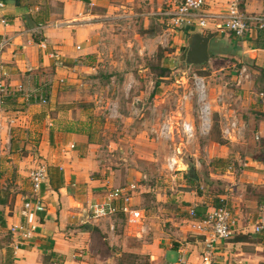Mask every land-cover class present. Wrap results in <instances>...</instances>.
Wrapping results in <instances>:
<instances>
[{"label":"crops","instance_id":"obj_1","mask_svg":"<svg viewBox=\"0 0 264 264\" xmlns=\"http://www.w3.org/2000/svg\"><path fill=\"white\" fill-rule=\"evenodd\" d=\"M0 2L3 4L0 6V38L7 40L0 62V84L4 95L7 97V94L17 90L20 95L14 94L16 102H30V106L46 105L25 96L26 89L45 84L44 87L49 89L48 102L60 103L51 116L49 113L45 114V122L41 128L34 125L23 126L28 115H24L18 108L8 110V102L1 108L0 183L7 180L13 185L21 184V175H24L28 178V185H17L15 189L0 186V190L3 189L0 191V199L4 200L0 201V264H107L114 254L118 256L121 252L116 250L113 253L107 246L111 242L106 244V237L101 235L108 232L113 239L118 238L115 228L119 227L118 220L125 223V219L121 215L89 219L88 205L108 188L131 182L139 185L133 197L134 204H138L148 191L154 189L144 184L141 176L148 174L146 169H152V172L163 169L165 163L152 153H143L139 158L129 160L123 150L125 146H119V154L109 152L103 155L101 150L105 144L108 149L117 148L125 139L108 140L106 143L92 130L93 122L81 124L80 121L88 116L93 118L96 111L104 108L102 103L109 105L110 99L100 94L101 80L105 73H111L115 69L122 72L124 83L128 81L126 84L134 89L133 102L136 101L138 105L140 117L145 109L157 117L156 110L164 107L165 102L164 98L157 100V88L162 76L157 74L154 80L148 81L152 85V91L146 96L142 86L138 87L140 80L128 68L131 59L135 60L137 55L145 54L147 47H152L149 44L151 39L145 33L141 35L136 32L133 40L130 27L131 20L138 18L142 21V27L147 29L150 18L160 11L158 7L154 10L151 6L166 3L168 7L172 0ZM206 3L210 10L224 11L226 0H206ZM243 8L248 12L264 13V0H246ZM194 32L206 34L209 31ZM185 35L188 37L190 34ZM255 35V32H251L249 37L239 39L227 32L215 34L220 38L208 51L207 62L210 67L231 64V60L219 58L229 56L232 51L230 47L221 50L217 46L218 43L226 41L239 47L233 51L236 55L234 57L239 58L237 64L249 61L254 66L252 71L247 63L252 71V78L264 73V48L256 46ZM43 40L45 48L40 46ZM211 53L219 57H213ZM234 64L231 66L234 67ZM143 68L139 77L144 78L146 67L143 65ZM220 69L222 68L214 71ZM44 71H50L53 75L45 79ZM110 78L113 79L114 75ZM30 83L32 86H29ZM109 85L110 83L107 87ZM58 88L64 91L56 96L55 91ZM248 88L255 90L253 87ZM248 88L246 86L242 91L241 109L254 106L253 109L264 110V104L256 103L257 99ZM150 96L154 97V104L146 106V97ZM119 115L121 117L120 113ZM184 116L195 121L188 112ZM251 120L256 131L264 136V119H255L252 116ZM157 122L156 119V125ZM21 133L25 135L17 140L15 135ZM35 136L40 158L31 162L34 157L29 153L23 155L21 151L27 148L26 141ZM244 142L245 140L242 141ZM11 157L16 159L12 162L16 164L17 170L4 177L5 168L2 164L6 158ZM243 159H246V166L239 172H229L225 168L224 172L211 174L224 183V192L217 196L225 198L236 218L231 238L214 243L213 264H264V231L254 232L255 224L264 218V200L257 202L254 194L249 191L250 186L264 188V160L245 156L238 157L234 163L237 164ZM40 164L58 166L62 172L63 184L54 189L50 180H47L40 194L45 210L38 212L34 208L28 175L32 168ZM26 167H29L27 171ZM180 173L184 175L186 171ZM256 191L259 193L258 189ZM174 192V197L181 199L184 204L170 211L171 215L167 219L172 226L165 231L158 229L161 221L160 209L147 208L148 220L153 228L144 219L137 225V231L138 237H141L144 233L140 231L142 226L146 227V232L151 228L152 239L139 249L126 247L127 244L123 242V253H144L150 264H177L182 254L189 263L200 258L204 250V235L190 229L187 215L183 211L193 206L197 213L205 215L211 210L212 196L204 197V194L196 192L192 187ZM23 210L26 211L25 215ZM251 217H255V223L246 222ZM20 224L35 227L29 238H23L19 232L11 231L13 226Z\"/></svg>","mask_w":264,"mask_h":264},{"label":"rangeland","instance_id":"obj_2","mask_svg":"<svg viewBox=\"0 0 264 264\" xmlns=\"http://www.w3.org/2000/svg\"><path fill=\"white\" fill-rule=\"evenodd\" d=\"M151 7H153L154 10H157L156 7H158L160 11H164L167 8V4L163 3L161 5H152ZM164 22L165 18L163 15H161L160 13L154 14L153 17L150 18V22L147 27L149 31L145 33L146 29L142 27V21H139L138 18H134L131 20L130 30L132 32L131 37L133 40V36L136 32L140 33L141 35L145 33L151 39L149 41V44L152 47H147L145 54L137 55L135 57V60L131 59L128 66L130 71L133 73V76L137 77V80H140V84L138 85V87L142 86L141 88L146 91V96L150 95L152 91V85H149L148 81L154 80L156 75L159 74L162 70H164V76L159 79L160 86L157 88V100H160V98H164L165 102L163 106L167 110L174 109V107L176 106L175 102L177 100L178 93L183 88L179 83H177V80H179L181 76H184L187 77L186 79H188V84H190V75L192 74L191 72H194L197 75L205 78L208 83L211 96L216 94V90L219 87L231 88L230 84L232 82V76L235 71L234 67H232L231 64L235 63L234 65H236L237 60L239 59L238 57H234L236 55L233 52L236 49L238 50L239 47L237 44L231 45L230 43H226V41H222L221 43L217 44V46L221 48V50H227L229 49V47L230 49L232 48L229 56L219 57V55L217 54H210L214 55L213 57L231 60V64L229 66L221 65L220 67L222 69H220L219 71L215 72L214 70H217L220 67H210L208 62H205L201 65H191L186 67L184 66L183 68L180 63L179 57L188 45V37L185 34H183L182 36H177V38L175 36H171L173 38L172 40L175 41H170L167 45H161L159 43V37L163 32L162 30L164 28ZM214 33L217 34L218 32ZM206 34H209V32H206ZM215 34L209 41L208 51L211 50L212 45L216 43L220 38L216 37ZM247 63L250 65L253 71L254 66L251 65L249 61ZM143 65L146 67L144 78L139 77L142 74V69H144ZM187 67H190V69L187 70ZM50 75H53L52 72L50 73V71L43 72V77L45 79L50 78ZM111 75H114L113 79L110 78ZM144 81L146 83H144ZM101 82L102 87L100 86V94H102L104 98L110 99L109 105H107L105 102L102 103L104 108L101 110L99 109L100 111H96V113L92 115L93 118L88 116L80 122L81 124L83 122H93L92 130H95L94 133L99 136L101 141H105L106 143L108 140L125 139V141H122V143L118 145L117 148L108 149L105 144L101 150L103 155H107L109 154V152H113V154H119V146H125L123 150L126 152L125 154L129 160L139 158V156L143 153L146 155L147 153H152L158 160H161L165 163L168 156L176 151L177 154L181 155L184 158V161L188 165L191 164L194 166L197 179H195V181L191 183V186V181H189L188 178L185 177V174L182 175V173L177 172L175 178H172V174L167 171L165 167L161 170L158 169L155 172H152V169H146L148 174H144L141 176V179L143 180L142 182L154 189L153 191H148L144 198H142L140 202H137L138 204L136 205L133 201V195L131 203L134 207L142 210V221L145 219L146 223H148L152 228L153 225L150 224L151 222L148 220V216L146 213L148 211L147 208L150 207H155L156 210L160 209L159 214L161 221H159L160 226L159 228L157 227L158 229H164L165 231L169 228V226H172L171 221L167 219L171 215L170 211H174L179 208L178 206L182 207L184 204L181 199L178 200L176 197H174V191L178 192L181 189L183 190L192 187L196 192H201L202 194H204V197H213V194L224 192V183L211 174H219L222 171L224 172L227 164H229L230 162L234 163L238 157L244 158L245 156H247L248 158H257L259 160H264V136L259 133V139L256 140L253 137V132L256 131V128L254 122L251 119L252 113L257 112L256 109H253L254 106H251V108L241 109L240 104L238 105L240 115L249 123V130L246 133L244 143H242V140L240 141L241 143L231 142L221 136L219 116L217 113H213L212 128L210 132L205 136H201L196 133V136L192 139V141L186 143L185 141H182L178 137L177 132L174 131V141L161 139L156 140L154 138V135L151 134L150 130L151 128L156 126V119L158 120L159 118H157L156 115L152 114L151 112L148 113L147 109H145L144 114L140 117V114L137 110L138 105L136 104V101L133 102V97L135 95L134 89L130 85L126 84L128 81L124 83L122 72L115 69L112 70L111 73H105V76L103 77ZM109 83L110 85L109 87H107V84ZM29 86H32V84L30 83ZM248 87H253L255 90H264V73H259L257 77H253V83L250 84V86H247V88ZM26 91L28 90L26 89ZM60 91L64 90L58 88L55 91L56 96H59L58 93ZM44 94H46L48 98L49 89H46L44 91ZM153 98L154 97L151 96L146 97V106H151L154 104ZM7 102L8 110H10L11 108H18L17 110L23 112L24 115H28V117H26V119L23 121V126L31 127L32 125H34L36 126V128H41L42 123L45 122V114L49 113V115L51 116L53 112H56V106L60 104H58L57 102L53 103L49 101L46 105L35 104V106H30V102L19 103L18 101L16 102L14 98L13 100H7ZM20 105H23V107H19ZM186 112H188L189 116L194 118L195 123H197V112L195 111L194 102H192V106L189 105L186 108ZM119 113L121 114V117ZM45 126L48 125L46 124ZM24 135L25 134L21 133L16 134L15 136L17 137L16 139L19 140L20 138H22L21 136ZM36 139V136L34 138H29L26 141L27 148L21 151V154L23 152V155L29 153L34 157L31 162L40 158L38 140L36 141ZM18 144L22 143L18 142ZM177 146L180 147L179 150ZM14 156L16 158V155ZM15 158L13 159V157H11L10 159L6 158L4 160L2 164L3 168H5L3 169L4 177H6L7 175L9 176V174H12V171L17 170L15 166L16 164L12 162V160H16ZM218 160H224L225 162L221 164L222 166H216L215 164L219 162ZM28 169L29 167L25 168L26 171ZM185 171L186 170L184 169L183 172ZM143 176H146V178H144ZM21 179L23 180L20 181L21 184L17 183L13 185L12 183H9L7 182V180H5L3 183H0V186L14 188L17 185H21L23 187H26L28 185V178L24 175H21ZM1 190L3 191V189ZM34 197L35 195L33 193L32 198ZM100 197L94 200H98ZM157 199L159 201H157ZM143 205L145 206L142 208L146 209V211L141 208V206ZM228 205L232 209L229 203ZM192 207L193 206H189L188 208H186V210H190ZM187 212L188 211H183V213ZM123 219L125 218L123 217ZM254 219L255 217H251L249 219H246V222L250 223L256 221V219ZM118 221L119 227L115 228V232L119 235L118 238L113 239L108 232H105L103 235H101L106 237V240L104 241L106 244L111 242V245L107 246L112 249L113 253L116 250H119L121 252V255L118 256L114 254L113 258H111L107 264H150L148 256L146 254L139 253L138 251L123 253L122 250L124 247L123 242L127 244L126 247L129 246L132 249H139L140 247H142V245L147 244L152 239V229H148L147 232L144 231V233L141 234V237H138V224H129L126 222V219L124 220L126 224L122 220ZM5 252L8 254V249H6ZM171 261L174 262V260Z\"/></svg>","mask_w":264,"mask_h":264},{"label":"built area","instance_id":"obj_3","mask_svg":"<svg viewBox=\"0 0 264 264\" xmlns=\"http://www.w3.org/2000/svg\"><path fill=\"white\" fill-rule=\"evenodd\" d=\"M246 0H226L224 11L210 10L206 0H172L171 4L164 10L159 11L164 16V28L159 37L161 45H167L173 38L180 34H191L195 30L223 33L227 32L239 39L249 37L251 32L264 31V13L248 12L243 8ZM0 2V6H2ZM157 13V14H158ZM4 21V20H2ZM213 32V33H214ZM7 43L5 38H0V62L1 54ZM42 48L46 47L43 41L40 42ZM191 66V65H186ZM185 66V67H186ZM184 68V67H183ZM190 67H187L189 70ZM231 88L219 87L215 95H210L209 86L204 77L191 72V83L188 84L187 77L181 76L177 83L182 90L178 93L176 106L167 110L162 107L157 111V125L151 128L150 132L156 140L174 141L173 133L177 132L178 137L189 143L198 133L201 136L207 135L212 128V115L217 113L221 136L231 142L245 140L249 130V123L242 118L238 105L243 100V89L252 84V71L246 62H239L234 65ZM183 72V71H182ZM188 72V71H187ZM44 85L25 91V96L33 97L41 104H47L48 99L43 95ZM46 87V86H45ZM253 97L261 104H264V90H253L248 88ZM4 95L0 84V129L2 127V96ZM195 103L197 112V123L184 116L186 108ZM215 107V108H214ZM192 109V107H191ZM167 110V111H166ZM175 120V121H174ZM254 139H259V132H253ZM73 146V145H71ZM178 147V146H177ZM180 147H178L179 150ZM188 165L184 158L174 151L165 162V168L175 178L177 172L184 171ZM246 166V159L239 160L237 165L230 162L226 166L229 172H239ZM29 179L32 191L35 195L34 208L36 211H44L45 206L41 200V190L48 180L47 166L40 164L29 171ZM146 178V176H143ZM138 183L131 182L116 187H110L102 194L98 200H94L88 207L89 219L110 218L123 216L129 224H139L143 219L142 210L136 208L131 203L133 195L138 189ZM190 218L187 222L193 232L204 235V250L200 258L193 263L184 259L183 254L178 258L177 264H213V246L219 240L231 238L236 223L233 211L227 202L220 206H212L211 210L205 213L202 218H195L193 208L189 210ZM23 215L26 211L23 210ZM35 230L34 226L23 224L13 226L11 231L19 232L23 238H29ZM140 231H146L142 226ZM264 231V218L260 219L254 226V232Z\"/></svg>","mask_w":264,"mask_h":264},{"label":"trees","instance_id":"obj_4","mask_svg":"<svg viewBox=\"0 0 264 264\" xmlns=\"http://www.w3.org/2000/svg\"><path fill=\"white\" fill-rule=\"evenodd\" d=\"M149 30L146 29L145 30V33L148 32ZM254 42L256 43V46L257 47H260V48H264V31L262 30H258L257 32V36L256 38H254ZM158 76H164V70H162ZM47 89V87H44V90H43V95L47 97L46 94H44V91ZM11 94H7L8 96L6 97L5 95L2 96V106L3 104H5L7 102V100H13V98H15L16 96L20 95V94H17L19 93V91L16 90L15 91H12L10 92ZM14 94L16 96H14ZM30 99H33V97H30ZM257 103H260L258 100H257ZM257 112H254L252 113V116L253 118L255 119H264V110H259V109H256ZM219 162L216 163V165L218 166H222L221 164L223 163L222 160H218ZM47 171H48V179L50 180V185L54 188V189H58L59 187H61V185L63 184V177H62V172H61V169L58 167V166H54V165H49L47 166ZM185 177L188 178L189 181H191L190 183L194 182L196 178H192L190 177L189 175L185 174ZM259 191V193H256L257 190ZM250 192H252L254 194V197L256 199L257 202H260V200H264V188L262 187H252L250 186V189H249ZM201 193V192H199ZM217 194L219 193H216L214 194V196L212 197V201H211V205L216 207V206H220L222 205L224 202H226L225 198H222L221 196H217ZM0 201H4L2 199H0ZM193 210L195 211V218H202L204 215H201L199 213H197L195 207H192ZM188 212L185 213L187 215V218H190L192 216H190V212L189 210H187ZM263 232V231H262Z\"/></svg>","mask_w":264,"mask_h":264},{"label":"water","instance_id":"obj_5","mask_svg":"<svg viewBox=\"0 0 264 264\" xmlns=\"http://www.w3.org/2000/svg\"><path fill=\"white\" fill-rule=\"evenodd\" d=\"M215 33L203 34L193 32L188 36L187 46L179 57L181 65H201L209 60L208 44ZM186 174L197 179L194 166L189 164L185 167Z\"/></svg>","mask_w":264,"mask_h":264}]
</instances>
